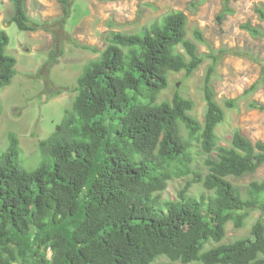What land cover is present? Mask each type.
Wrapping results in <instances>:
<instances>
[{"label": "trees", "instance_id": "16d2710c", "mask_svg": "<svg viewBox=\"0 0 264 264\" xmlns=\"http://www.w3.org/2000/svg\"><path fill=\"white\" fill-rule=\"evenodd\" d=\"M10 1L20 31L41 28L26 0ZM62 3L67 17L70 1ZM223 3L220 25L233 14L230 0ZM257 12L264 20V11ZM187 27L186 14L177 11L139 33H111L99 58L84 66L62 122L40 142L39 167H22L19 138L9 135L0 152V264H264V181L235 182L264 165V142L254 144L237 129L229 146L221 145L217 128L226 113L212 71L204 80L203 123L191 115L194 102L178 91L159 102L170 73L191 76L204 62ZM194 37L204 42L201 31ZM9 44L0 31V89L17 74ZM237 106L236 99L225 103L229 110ZM189 177L177 200L162 199L170 181ZM196 184L204 190L199 197L189 195ZM256 210L262 214L250 235L223 243L227 225L243 228Z\"/></svg>", "mask_w": 264, "mask_h": 264}, {"label": "rangeland", "instance_id": "374dc122", "mask_svg": "<svg viewBox=\"0 0 264 264\" xmlns=\"http://www.w3.org/2000/svg\"><path fill=\"white\" fill-rule=\"evenodd\" d=\"M69 1L66 17L62 0H26L28 16L41 28L36 32H23L11 22V1L0 0V31H5L10 38L7 54L17 60V74L12 84L0 89V152L8 149L9 135L15 133L22 149V167L27 171L39 167L44 162L40 142L49 138L62 122L65 110L74 100L72 89L77 79L88 62L99 58L108 44V36L115 32L139 33L152 22L177 11L186 14L187 38L196 43L204 62L191 76L184 71L170 73L168 88L161 93L159 102L170 101L178 91L194 102L191 115L203 123L206 114L204 80L212 71L216 101L226 113L225 122L217 128L221 145L229 146L237 129L254 144L264 142V110L251 107L253 104L264 106V37H254L243 28L250 25L264 32V20L257 12V9L264 11V0H230L233 14L226 16L221 25L217 15L224 8V0ZM195 30L203 33V43L196 41ZM250 56L259 58L262 63L257 64ZM254 84H257L256 89L244 95ZM58 91L62 93L57 94ZM230 99L238 100L236 109L225 107ZM197 168L204 170L202 163ZM190 180L191 177L170 181L162 199L177 200L179 191ZM253 181H264V165L235 182L246 187ZM202 193V186L197 184L189 191V195L195 197ZM261 214L258 210L252 212L240 229L229 223L223 243L248 237ZM50 255L48 251V257Z\"/></svg>", "mask_w": 264, "mask_h": 264}, {"label": "clouds", "instance_id": "9594fccd", "mask_svg": "<svg viewBox=\"0 0 264 264\" xmlns=\"http://www.w3.org/2000/svg\"><path fill=\"white\" fill-rule=\"evenodd\" d=\"M17 66V65H16ZM50 252V251H49ZM51 254V253H50Z\"/></svg>", "mask_w": 264, "mask_h": 264}]
</instances>
